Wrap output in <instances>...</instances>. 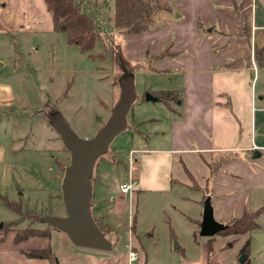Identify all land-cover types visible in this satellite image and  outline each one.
<instances>
[{
  "label": "rangeland",
  "instance_id": "1",
  "mask_svg": "<svg viewBox=\"0 0 264 264\" xmlns=\"http://www.w3.org/2000/svg\"><path fill=\"white\" fill-rule=\"evenodd\" d=\"M79 1L82 9L95 20L99 31L90 52L68 43L62 31H50L46 36L23 33L13 39L0 38V232L5 235L0 242V264H20L18 248L21 253L46 246L54 252L57 264H115L117 258L127 256L132 250L137 255V264H144L145 257L146 264H219L220 260L207 263L203 258L200 263L201 246L192 241L185 225L175 223L173 226L170 221V197L191 194L181 185L171 194L131 192L126 201L132 199L135 233L132 234L131 222L128 232V219L124 224L119 208L112 233L105 235L113 244L112 251L77 247L64 232L42 222L45 216L66 214L61 181L70 153L52 123L58 113L82 139L94 137L106 123L119 93L114 83L117 69L120 71L113 55L116 45H121L125 54L129 52L127 59L133 60L132 65H138L132 73L135 98L127 113V127L115 136L102 158L96 160L90 179L91 214L101 226L104 223L96 207L98 194L103 188L117 191L120 183L128 180L129 172L133 179L137 177L141 152L131 154L130 151L170 146L167 140L171 137L174 114L163 102L145 99L146 93L153 95L156 90L171 89L168 75L152 71L148 61L139 56L141 45L114 30L112 0ZM170 4L175 14V1L170 0ZM262 5L261 0L248 4V9L253 7L254 19L255 13L259 19L264 11ZM171 12L157 14L152 29L160 27L163 16ZM250 21L248 14L247 23ZM256 33L261 48L264 30L258 29ZM256 90L264 95V69L261 68ZM260 115L264 114H256L253 120V134L263 143L264 117ZM253 156L260 158L255 152ZM261 160L264 166V154ZM177 165L182 170L183 166ZM202 172L205 171L201 170L200 174H205ZM199 184L202 189H208L205 180L201 179ZM8 201L14 202L17 210L9 207ZM252 206L264 208V189L253 192ZM257 221L259 228L245 236L217 234V240L211 245L214 254H219L225 264H240L239 251L247 238V264H264V209ZM18 229L24 233L39 229L44 235L15 244ZM175 242L182 248L176 249Z\"/></svg>",
  "mask_w": 264,
  "mask_h": 264
},
{
  "label": "crops",
  "instance_id": "2",
  "mask_svg": "<svg viewBox=\"0 0 264 264\" xmlns=\"http://www.w3.org/2000/svg\"><path fill=\"white\" fill-rule=\"evenodd\" d=\"M174 1L178 16L171 12L163 16L160 27L143 34L124 35L141 45L139 56L144 61L146 53L157 56L168 49V56L153 63L150 69L168 75L172 83L169 91L180 97L174 105L175 112L170 111L174 114L171 137L167 140L170 146L130 151L131 154L141 152L137 177H131L134 181L132 193L171 194L177 185L185 188L191 194L170 197L172 212L168 216L172 225H185L192 241L201 246L204 257L201 256L200 263L203 258L207 263L220 260L219 264H225L219 254L208 250L209 241L213 245L216 235L211 239L199 236L203 200L210 198L214 217L221 223L240 217L245 211L262 208L263 212L264 209L252 206L253 192L264 189L261 160L264 142L259 143L253 134L256 114H264V95L256 90L260 68L255 56L258 50L264 51V46H258L256 33L258 29L264 30V11L259 19L256 13L253 18V7L248 9V4L255 0ZM261 1L264 9V0ZM248 14L251 15L250 24L247 23ZM50 31L55 32L43 0H0V38L13 39L23 33L46 36ZM120 50L126 59L130 58L129 52L125 54ZM127 61L131 64L133 60ZM252 63L258 69L254 85ZM157 91L161 90L154 93ZM254 152L260 158H255ZM201 170L205 174H200ZM201 179L208 189H202ZM195 184L199 187L195 188ZM131 194L124 195L119 188L117 191L103 188L98 194L96 207L106 226V236L113 231L119 208L124 224L128 219V232L131 222L132 234L135 233L132 199L126 201ZM181 248L179 245L176 249ZM18 249L20 264H49L46 259L28 258ZM182 252L186 254L185 249ZM136 262L137 255L130 261L128 251L127 256L117 258L114 263Z\"/></svg>",
  "mask_w": 264,
  "mask_h": 264
},
{
  "label": "water",
  "instance_id": "3",
  "mask_svg": "<svg viewBox=\"0 0 264 264\" xmlns=\"http://www.w3.org/2000/svg\"><path fill=\"white\" fill-rule=\"evenodd\" d=\"M119 86V96L110 116L94 137L90 139L78 137L58 113L52 123L53 128L60 135L64 147L70 153V162L64 168L61 181V194L66 214L64 216H45L42 218V222L64 232L73 245L81 248L98 251L113 249L112 242L106 238L91 214L92 185L90 178L96 160L108 151L115 136L127 126V113L135 98L132 77L125 72ZM145 99L147 101L157 100V97L146 93ZM255 154L258 155V153ZM225 228L224 223L215 219L210 198L206 197L203 202L199 236L213 237ZM178 246L179 244L175 242L174 247ZM238 261L240 264H244L246 255L241 254Z\"/></svg>",
  "mask_w": 264,
  "mask_h": 264
},
{
  "label": "trees",
  "instance_id": "4",
  "mask_svg": "<svg viewBox=\"0 0 264 264\" xmlns=\"http://www.w3.org/2000/svg\"><path fill=\"white\" fill-rule=\"evenodd\" d=\"M47 11L49 12L53 24L54 31H62L66 34L67 41L70 44L78 46L83 52H90L95 44L99 31L96 28L95 20L82 9V4L79 0H43ZM113 1V17L112 24L116 32L123 35L143 34L151 30L155 16L159 13H169L172 11L171 4L166 0H112ZM116 50L113 52L114 59L119 66L120 71L115 73V84L118 85L124 77L125 72L132 77L135 66L131 65L124 57L120 48L116 45ZM262 50H258L255 54L259 68L264 69V57ZM146 60L150 66L156 61L168 56V49L162 51L157 56H149L146 53ZM90 55L94 56L90 53ZM157 101L165 104L169 111L175 112L174 105L179 101L180 97L174 91L161 90L154 93ZM127 127V126H126ZM99 158H102L99 157ZM98 158V159H99ZM91 179V178H90ZM198 188V185H194ZM206 198V197H205ZM91 199V198H90ZM204 202V200H203ZM7 205L12 209L17 210L14 202L8 201ZM91 209V203H90ZM262 213V208L255 211H245L242 216L233 218L224 223L226 228L219 234H244L256 228H259L257 221ZM95 220V219H94ZM100 230L106 234V226H101L96 221ZM49 225V224H47ZM51 226V225H49ZM52 227V226H51ZM54 228V227H53ZM34 229V228H32ZM57 229V228H55ZM59 230V229H57ZM44 234L39 229L32 232L24 233L21 229L15 230L14 243L19 244L32 237H40ZM4 233L0 232V242L4 240ZM213 237H208L211 239ZM209 241L208 250L211 251ZM249 250V240H247L241 248V254H247ZM21 254L28 258L46 259L49 264H57L54 252L50 246L43 248H34L29 251H21ZM244 264H247V260Z\"/></svg>",
  "mask_w": 264,
  "mask_h": 264
},
{
  "label": "built area",
  "instance_id": "5",
  "mask_svg": "<svg viewBox=\"0 0 264 264\" xmlns=\"http://www.w3.org/2000/svg\"><path fill=\"white\" fill-rule=\"evenodd\" d=\"M253 71H254V79L252 81V84H255V81L257 79V66L255 63H252ZM133 153V152H132ZM134 189V181L131 178V173L129 172V179L126 182H122L119 185V190L122 194H130ZM136 259V253L134 251H129V260L134 261Z\"/></svg>",
  "mask_w": 264,
  "mask_h": 264
}]
</instances>
